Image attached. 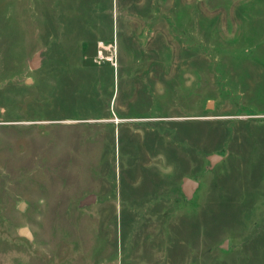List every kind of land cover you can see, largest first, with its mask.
I'll use <instances>...</instances> for the list:
<instances>
[{
	"label": "rangeland",
	"instance_id": "374dc122",
	"mask_svg": "<svg viewBox=\"0 0 264 264\" xmlns=\"http://www.w3.org/2000/svg\"><path fill=\"white\" fill-rule=\"evenodd\" d=\"M0 264H264V0H0Z\"/></svg>",
	"mask_w": 264,
	"mask_h": 264
},
{
	"label": "water",
	"instance_id": "95a60500",
	"mask_svg": "<svg viewBox=\"0 0 264 264\" xmlns=\"http://www.w3.org/2000/svg\"><path fill=\"white\" fill-rule=\"evenodd\" d=\"M39 62H40V53L37 52L35 55H33L31 61L29 62V67L31 69H35L39 65ZM220 159H221V157L218 155H215V154L207 156V160L209 162L208 168H211ZM197 187H198L197 182H195L189 178L183 179L182 184H181V192H182L185 200L191 199L193 192L195 191V189ZM95 201H96V196L91 194V195L86 196L84 199H82L79 202V206H81V207L88 206V205L95 203ZM25 206H26V204L24 202H21L18 206V210L24 211ZM18 234L27 240H31L33 238L31 231L27 227L20 228L18 230Z\"/></svg>",
	"mask_w": 264,
	"mask_h": 264
}]
</instances>
